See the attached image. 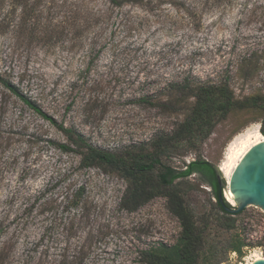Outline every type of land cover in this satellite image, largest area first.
I'll return each instance as SVG.
<instances>
[{
    "label": "rangeland",
    "instance_id": "rangeland-1",
    "mask_svg": "<svg viewBox=\"0 0 264 264\" xmlns=\"http://www.w3.org/2000/svg\"><path fill=\"white\" fill-rule=\"evenodd\" d=\"M0 78L55 122L0 85V264H142V250L178 237L166 200L119 209L126 182L81 168L56 146L66 143L58 127L139 154L184 118L161 109L175 84H224L237 100L263 94L264 0H0ZM257 116L230 113L163 162L220 165L246 130L264 138ZM180 182L195 213L214 212L198 174ZM80 189V206L66 208ZM237 219L245 246L222 264L264 259V212L248 207Z\"/></svg>",
    "mask_w": 264,
    "mask_h": 264
},
{
    "label": "trees",
    "instance_id": "trees-1",
    "mask_svg": "<svg viewBox=\"0 0 264 264\" xmlns=\"http://www.w3.org/2000/svg\"><path fill=\"white\" fill-rule=\"evenodd\" d=\"M108 1L120 6L123 0ZM0 85L40 117L55 124L14 85L1 78ZM170 96L175 98L169 97L161 109L175 115L186 111L185 116L171 133L156 136L150 143V151L143 149L137 154L134 147L119 153L102 150L88 143L81 134L62 126L58 129L65 136L66 143L56 146L64 153L77 154L81 168L98 169L123 179L126 188L118 204L122 211L133 213L158 197L166 200L168 211L179 222L178 237L172 245L158 244L142 250L139 253L142 264H222L227 253L240 254L245 246L242 239L233 233L238 227L237 218L244 210L237 214L226 210L231 207L225 201L207 161L194 160L184 169L177 170L163 160L176 150H188L206 140L218 122L230 113L251 111L257 114L264 135V93L237 100L224 84L195 85L184 81L173 85ZM193 174H198L210 187L215 201L214 212L198 214L190 206L187 191L180 187V181ZM76 195L66 202V208L80 206L82 189Z\"/></svg>",
    "mask_w": 264,
    "mask_h": 264
},
{
    "label": "water",
    "instance_id": "water-1",
    "mask_svg": "<svg viewBox=\"0 0 264 264\" xmlns=\"http://www.w3.org/2000/svg\"><path fill=\"white\" fill-rule=\"evenodd\" d=\"M208 162V161H207ZM214 172L219 189L232 195L234 205L226 208L237 214L248 207H256L264 212V141L252 146L233 169L229 181H225L220 166L208 162ZM252 264H264L258 259Z\"/></svg>",
    "mask_w": 264,
    "mask_h": 264
},
{
    "label": "bare ground",
    "instance_id": "bare-ground-1",
    "mask_svg": "<svg viewBox=\"0 0 264 264\" xmlns=\"http://www.w3.org/2000/svg\"><path fill=\"white\" fill-rule=\"evenodd\" d=\"M262 141H264V138L258 133V131L251 129L246 130L244 133L234 138L233 142L226 149L227 152L225 154L224 160L219 165L223 177L225 181H227V183L229 181L233 169L241 160V158L245 155V153L252 146ZM224 197H226V200L228 201V203H230V205H234V202L232 200V195L228 191H225ZM258 259H262V258L256 256L255 259L248 262L247 264H252L254 261Z\"/></svg>",
    "mask_w": 264,
    "mask_h": 264
}]
</instances>
